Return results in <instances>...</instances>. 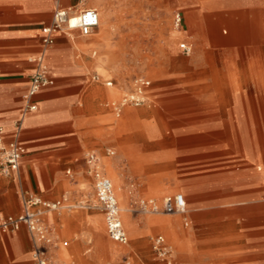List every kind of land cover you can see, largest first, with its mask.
<instances>
[{"label":"rangeland","instance_id":"obj_1","mask_svg":"<svg viewBox=\"0 0 264 264\" xmlns=\"http://www.w3.org/2000/svg\"><path fill=\"white\" fill-rule=\"evenodd\" d=\"M91 7L100 25L88 37L78 30L70 36L90 59L87 80L99 75L90 81L104 97L93 118L95 133H107L117 146H107L114 155L106 149L98 156L114 184L129 242L108 236L103 213L92 206L94 180L86 169L68 174L63 168L65 187L55 199L65 196L67 206L47 216L61 240L50 264H126L125 258L165 264L152 248L158 233L176 249L175 264L236 263L223 238L227 219L243 218L254 205L234 203L231 216L222 205L230 193L237 200L254 173L264 178V0H100ZM177 9L184 13L181 30L173 24ZM182 41L192 43L190 55L180 49ZM138 76L152 82L148 100L117 116L112 103ZM260 186L264 198V180ZM177 192L187 198L185 213L132 210L140 197L161 202ZM260 205L256 218L264 224Z\"/></svg>","mask_w":264,"mask_h":264},{"label":"crops","instance_id":"obj_2","mask_svg":"<svg viewBox=\"0 0 264 264\" xmlns=\"http://www.w3.org/2000/svg\"><path fill=\"white\" fill-rule=\"evenodd\" d=\"M98 1L0 0V125L6 141L17 138L25 148L19 170L8 177L0 174V214L21 213L25 192L47 201L57 200L65 187L60 172L63 168L68 172L80 167L87 171L86 150L95 149L97 152H93L98 155L107 149V155H111L110 151L115 154L107 146H117V141L108 143L107 133H95L97 126L93 118L103 109L104 97L91 83L98 82L94 74L91 82L87 80L90 59L80 50L82 43L71 38L72 34L64 33H56L55 42L49 47L42 41V27L52 22L57 8L74 7L82 11L95 8L91 5ZM177 11L184 17L182 9ZM41 56L53 84L32 97L37 109L26 111L25 95ZM18 123H21L20 129ZM120 162V156L112 158L114 168ZM251 177L243 182L246 188L238 193L237 200L231 197L232 193H227L230 198H225V202L228 203H222L223 208L234 203L240 208L254 205L241 212L245 219H235L230 213L232 208L228 209L231 217L227 219L228 232L223 233V238L231 250L230 258L236 260L234 264H264V224L256 218L262 212L260 204L264 203L258 191L264 178L258 173ZM185 199L188 205L186 196ZM248 217L256 219L248 221ZM157 235L166 238L162 233ZM34 244L26 227L14 233H0V264H34Z\"/></svg>","mask_w":264,"mask_h":264},{"label":"built area","instance_id":"obj_3","mask_svg":"<svg viewBox=\"0 0 264 264\" xmlns=\"http://www.w3.org/2000/svg\"><path fill=\"white\" fill-rule=\"evenodd\" d=\"M183 15L176 11L173 16V24L177 30L183 27ZM100 24V13L95 8H87L77 11L74 7H59L55 10L52 22L42 27V41L45 47L55 42L56 33L71 34L78 30L83 37L93 34ZM180 49L184 54L190 55L193 51L192 43L182 41ZM38 67L31 76V83L25 95L26 111H34L37 105L32 102V97L42 88L53 84L47 65L43 57L37 59ZM93 78L99 80V75ZM152 85L150 79L138 76L133 80V87L127 91L120 101L112 103L113 110L120 116L127 106H141L148 100V91ZM21 123H18L20 129ZM25 154V148L19 139L6 141L4 130L0 125V174L8 177L16 173ZM110 154H114L110 151ZM87 172L93 177L96 200L93 207L101 210L104 215L106 229L109 237L120 244L129 242L127 231L121 217V208L114 190L112 180L105 173L99 156L94 152L86 154ZM68 174L71 171L67 172ZM65 196L55 201H47L30 192L23 194V211L17 215L0 214V233H14L22 227H26L35 243L33 251L34 264H50L53 250L59 247L61 242L56 233V228L46 220L47 213L60 210L67 206ZM187 203L184 194L177 193L165 196L161 202L155 198L140 197L132 204L134 212L143 214H175L185 213ZM67 245V241H62ZM152 248L158 260L165 264H175V250L163 235L152 238ZM126 264L130 261L125 258Z\"/></svg>","mask_w":264,"mask_h":264},{"label":"bare ground","instance_id":"obj_4","mask_svg":"<svg viewBox=\"0 0 264 264\" xmlns=\"http://www.w3.org/2000/svg\"><path fill=\"white\" fill-rule=\"evenodd\" d=\"M100 21H101V19H100ZM100 25V24H99Z\"/></svg>","mask_w":264,"mask_h":264}]
</instances>
